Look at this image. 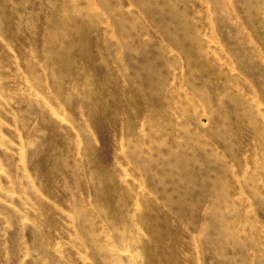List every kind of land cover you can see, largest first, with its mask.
I'll list each match as a JSON object with an SVG mask.
<instances>
[{"label":"rangeland","instance_id":"obj_1","mask_svg":"<svg viewBox=\"0 0 264 264\" xmlns=\"http://www.w3.org/2000/svg\"><path fill=\"white\" fill-rule=\"evenodd\" d=\"M0 264H264V0H0Z\"/></svg>","mask_w":264,"mask_h":264}]
</instances>
